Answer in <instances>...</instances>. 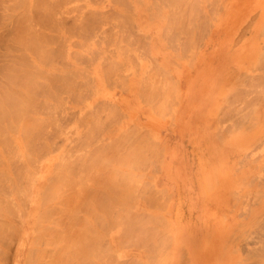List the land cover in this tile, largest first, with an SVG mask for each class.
Wrapping results in <instances>:
<instances>
[{
    "label": "rangeland",
    "instance_id": "374dc122",
    "mask_svg": "<svg viewBox=\"0 0 264 264\" xmlns=\"http://www.w3.org/2000/svg\"><path fill=\"white\" fill-rule=\"evenodd\" d=\"M178 1L0 0L23 109L0 264L42 219L40 264H264V0Z\"/></svg>",
    "mask_w": 264,
    "mask_h": 264
},
{
    "label": "bare ground",
    "instance_id": "6f19581e",
    "mask_svg": "<svg viewBox=\"0 0 264 264\" xmlns=\"http://www.w3.org/2000/svg\"><path fill=\"white\" fill-rule=\"evenodd\" d=\"M15 4V3H14ZM180 0L178 1V5H177V7L176 8H178L179 10L182 8V6H180ZM187 8H189V7H187ZM160 9V8H159ZM158 9V10H159ZM192 9V8H191ZM191 9H190V11L189 12H191ZM148 10V9H147ZM178 10V11H179ZM189 10V9H188ZM162 11V10H161ZM177 11V12H178ZM181 11V10H180ZM183 11V10H182ZM184 11H186V13H184ZM184 11H183V16H185L186 18H188L189 19V17L191 16H189V15H185V14H188L187 13V10L184 8ZM180 12H178V14L176 15V17H178V19H177V21L176 22H180L182 19H180L179 17H180V15L181 14H179ZM182 13V12H181ZM164 14V13H163ZM8 15H10V14H8ZM183 16L181 17V18H183ZM161 18H162V20H163V15H161ZM179 19H180V21H179ZM161 21V19L159 20V22ZM175 20H173L172 21V23L174 22ZM163 23H165V22H163ZM173 24H176V23H173ZM135 26V25H134ZM165 26V25H164ZM203 26V25H202ZM161 27H163V24H162V26ZM205 27V26H204ZM264 27V26H263ZM173 28V27H172ZM206 28V27H205ZM174 29V28H173ZM135 30V29H134ZM262 31H263V29H262ZM134 32H137L136 30L134 31ZM199 33H201V32H199ZM119 35V34H118ZM134 35H136V33L134 34ZM137 36H139V34H137L136 35V37ZM147 36V38H148V35H146ZM118 37V36H117ZM139 37H141V36H139ZM142 37H144L143 35H142ZM6 38V37H5ZM12 38H14L13 36H12ZM146 38V37H145ZM146 38V39H147ZM7 39H9L8 37H7ZM138 39V38H137ZM141 39V38H140ZM145 39V40H146ZM22 40H24V39H22ZM21 40V41H22ZM144 41V40H143ZM13 42V41H12ZM24 42V41H23ZM22 42V43H23ZM21 44V43H20ZM144 44H145V42H144ZM2 45H4V44H2ZM146 45V44H145ZM7 46V45H6ZM147 47V46H146ZM8 49V48H7ZM261 54V53H260ZM263 54V53H262ZM261 54V55H262ZM262 56H264V55H262ZM259 57V56H258ZM261 57V56H260ZM263 59V58H262ZM264 61V60H263ZM15 62V61H14ZM262 62V61H261ZM9 63H11V65H12V62H9ZM8 63V64H9ZM5 65V64H4ZM2 66V65H1ZM14 66H16V65H12L11 67H9L8 69H6V71L5 70H3V71H5L6 72V84L5 85H1L0 86V163L2 162V165L3 164H5L6 166V168L7 169H9L10 168V170H13L14 169V167L13 166H15L16 165V161L14 160V156H16V154H14L13 155V149H14V147H15V145H14V147L12 146V143L14 144H17V139H15V136H13L12 134V128H16L14 125H16V126H18V129H22V124H20V123H18V124H16L15 122H14V120H15V116H13L12 117V115L13 114H15V113H18V112H20V111H22V110H18V104H17V102L18 101H20L21 99H22V93H21V91H19L18 90V88H17V86H19L18 85V81H20L21 79H18V77H17V72H15V70H16V68H14ZM4 67V66H3ZM2 67V68H3ZM6 67H7V64H6ZM2 71V72H3ZM18 73H19V71H18ZM19 75V74H18ZM2 80V79H1ZM2 82V81H1ZM3 83H5V82H3ZM23 93H24V91H23ZM22 101V100H21ZM264 111V110H263ZM14 124V125H13ZM25 126H27L26 125V123H25ZM240 132V131H239ZM238 134V133H237ZM233 136V135H232ZM238 136V135H237ZM236 136V139L238 138ZM246 137V139H244V141H250L251 139H255V137H256V134H254L253 135V132L252 133H249V134H246L245 135ZM239 138H241V135H239ZM14 139H15V141H14ZM20 141L18 140V144L21 146V144L19 143ZM12 146V147H11ZM9 147H11V150H10V152L8 151V148ZM18 147V149H20V147L19 146H17ZM10 149V148H9ZM19 151H21V149L19 150ZM9 157V158H8ZM15 161V162H14ZM12 167H11V166ZM10 166V167H9ZM16 167V166H15ZM11 168H13V169H11ZM2 169L3 170H1L0 169V171H2V172H0L3 176H4V178H3V176L1 177L0 176V179L1 180H3L4 179V181H5V179H6V177L8 178V177H10L11 178V174H13L14 176L15 175H17V174H15V172H14V170L13 171H10L11 173L9 174V172H8V174H9V176H7L6 175V173L7 172H5L6 171V169L5 168H3V166H2ZM8 171V170H7ZM5 172V175L3 174ZM13 172V173H12ZM12 175V178L11 179H9L15 186H16V182H17V179H16V176L14 177ZM3 178V179H2ZM9 180H7L6 179V181L10 184V182H9ZM13 180V181H12ZM4 181H3V183H4ZM1 182V181H0ZM7 182H6V186H8L7 185ZM3 183H0L1 185L0 186H2V184ZM44 184V183H43ZM11 185V184H10ZM12 186V185H11ZM42 186V183L40 184V187ZM18 188V187H17ZM1 189V188H0ZM2 190V189H1ZM0 190V191H1ZM7 191H8V189H7ZM9 191L11 192V189H9ZM8 191V192H9ZM16 191L17 190H15V193H16ZM14 193V194H15ZM11 194V193H10ZM13 194V193H12ZM14 194H13V196H14ZM32 195H34V193L32 194ZM13 196H12V198L10 197V196H8L9 198H5L4 197V199L2 200V203H1V205H0V242H2V241H4L3 239L5 238V231H7V229H8V225H9V215L11 216V214H12V212H10V208H11V210H15V206H14V204H13V201L12 200H14L13 199ZM36 196L38 197V200H37V210L39 211L41 208H43V210H44V214H45V217L49 214V212H50V209H49V207H44V205H45V203L48 201V198H46L45 199V197L39 192V191H37L36 192ZM12 199V200H11ZM11 200V201H10ZM10 204H9V203ZM3 203H5V206H2V204ZM15 203V202H14ZM30 205V204H29ZM34 206H35V204H34ZM8 213H10L8 216H7V214ZM10 226H11V223H10ZM7 228V229H6ZM48 228H50V226H49V223L47 222V220H45V219H42L41 220V223H39V224H36V227H34L33 226V229H34V231H35V234H34V236H35V238H37L38 240H36V242L35 241H31L29 244V249L31 250H33V251H35L36 252V250H38L39 251V253L37 252V254H39L38 256L39 257H37L36 258V260H34L33 261V258H32V253H31V251L29 250H27V253L25 254H23V255H25L24 256V258H22L23 259V264H33V263H35V264H40V263H43V256L45 257V256H47V254H51V253H48V252H45L43 249H42V247L41 248H38V246H40V245H45V246H47V245H49V244H51L49 247H51V246H53L54 244H55V241H46V240H44L43 238H42V236H41V233H44V232H46V230L48 229ZM25 245V244H24ZM35 249V250H34ZM42 249V250H41ZM47 249H51V248H47ZM52 250V249H51ZM55 250V249H54ZM53 251V250H52ZM51 251V252H52ZM33 253L34 255L36 254V253ZM50 252V251H49ZM41 253H43V254H41ZM47 253V254H46ZM43 255V256H42ZM41 256H42V258H41ZM49 258H51V257H49ZM48 258V259H49ZM59 258V257H58ZM60 259V258H59ZM51 260V259H50ZM60 261H61V259H60ZM45 264H47V263H45Z\"/></svg>",
    "mask_w": 264,
    "mask_h": 264
},
{
    "label": "crops",
    "instance_id": "0c3cea01",
    "mask_svg": "<svg viewBox=\"0 0 264 264\" xmlns=\"http://www.w3.org/2000/svg\"><path fill=\"white\" fill-rule=\"evenodd\" d=\"M133 86H134L135 91H136V96H137L139 99H141L139 87H138L137 90H136V85H133ZM136 96L134 97L135 99L137 98ZM138 98H137L136 100H139ZM153 112H154V111H153ZM152 114H156V116H153V118H154L155 120L167 121V122L170 121L169 118L159 117V116L157 115L156 112H154V113H152ZM151 118H152V117H151ZM138 119H139V121H140V120L142 119V117L139 116ZM138 119H132L131 121H133V122L136 121V122H137ZM162 189H165V188H162Z\"/></svg>",
    "mask_w": 264,
    "mask_h": 264
}]
</instances>
